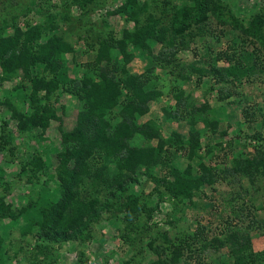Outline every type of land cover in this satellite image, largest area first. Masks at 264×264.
<instances>
[{
  "label": "trees",
  "instance_id": "1",
  "mask_svg": "<svg viewBox=\"0 0 264 264\" xmlns=\"http://www.w3.org/2000/svg\"><path fill=\"white\" fill-rule=\"evenodd\" d=\"M72 1L84 8L94 0ZM215 4L213 0H122L115 9L107 11V15L121 16L132 26L126 27L120 38L114 37L112 30L108 32L96 45L95 51L91 45L94 57L87 65L88 70L79 76L70 75L65 57L73 52V43L63 37L52 17L48 18L47 24L45 21L27 22L24 29L15 21L10 27L3 21L0 25V80H19L0 103L9 110L17 129L24 132L38 128L39 134L43 135L51 120H60L57 110L63 109L60 105L62 95H69L77 101V114L71 129L65 131L58 125L60 147L55 149L52 162L49 155L44 159L42 155L32 153L20 162L16 174L27 184L41 181L48 189L53 187L57 195L48 192L45 196V190L40 193L34 191L36 200L27 201L15 211L5 201L4 194H0V221L21 219L19 231L22 236L33 233L38 227L45 230L41 236L43 242L60 243L77 237L87 226V220L102 209L111 212L108 209L112 208L114 201L128 224L141 212L149 215L150 209L143 202L139 203V194L134 193L131 187L132 180L143 169L153 167L165 171L160 183L173 198L189 199V204H195L193 197L199 185L215 182L213 171L218 163L227 161V154L211 155L214 162L209 161L210 166L199 161L196 167L188 162L187 166L180 168L177 162L182 159L181 155L175 158V164L171 160L174 153L170 149V155L164 154L167 148L172 147L177 152L184 148V143L177 142L179 134L175 132L172 138H168L175 139L176 143H171L161 136L160 126L154 121L142 122L140 118L149 111V102L162 94L156 87L158 70L170 68V72L186 83L192 78L186 71L188 65L190 71L198 74L197 84L203 77L210 80V87L219 84L216 89L218 101L238 94V88L245 82L264 81V51L262 54L260 48H250L251 42L239 41L241 44H237L236 31L233 35L236 39L211 55L208 43L212 38L219 43L224 34H233L232 29L225 27L217 30L219 36L214 34L207 11H216ZM40 7L38 12H41ZM263 27L264 14L256 13L249 22V28L254 35L260 36ZM156 43L160 44L157 53L153 51ZM188 50L194 59L183 62L180 53ZM136 51L145 61L144 72L141 73L132 72L127 66ZM26 89L28 92L24 93ZM21 94L22 100L14 105L12 99L16 95L20 98ZM173 96L178 107L184 109L183 117L188 125L186 161L192 160L194 155L200 159L203 133L199 124L211 126L216 132L218 122L203 115L210 110L208 103L195 104L183 100L184 90L181 88ZM241 111L244 119L258 124L256 131L243 138L252 145L253 153L249 154L244 149L245 152L242 150L234 155L233 166L221 170L222 179L230 176L236 181L248 179L254 184L256 179H264V111L255 112L245 106H241ZM3 124L7 122L4 120ZM136 137L145 138L150 143L134 144L132 140ZM240 139L236 140L239 142ZM152 140L157 141L152 144ZM7 142L8 138L0 134V147L3 148ZM230 144L228 148L231 150ZM227 183L232 185L230 180ZM104 191L106 197L101 199ZM234 197L224 200L226 222L212 234L211 242L212 239L214 243L220 241L221 245H227L233 251L228 258L232 260L231 264H254L253 256L244 253L249 230L264 228V205L261 217L257 218L254 208H235L232 204ZM19 199L24 200V196L19 194ZM204 234L205 230L201 228L190 237L196 239L197 235L203 237ZM174 239L178 241L177 251H172L169 260L153 264H173L180 260L182 252L179 248L189 246L190 241L178 235ZM3 240L4 237H0V250ZM148 243L152 247L153 242ZM46 248L47 245L42 244L40 252ZM188 249V253H194L192 248ZM205 257V251L201 250L195 255V260L200 264ZM216 261V264H229L226 259ZM18 264H23V261Z\"/></svg>",
  "mask_w": 264,
  "mask_h": 264
},
{
  "label": "rangeland",
  "instance_id": "2",
  "mask_svg": "<svg viewBox=\"0 0 264 264\" xmlns=\"http://www.w3.org/2000/svg\"><path fill=\"white\" fill-rule=\"evenodd\" d=\"M213 1L216 2V11L208 10L207 12L214 34L219 36L217 30L219 28L222 30L224 27L229 28L228 30L232 29L233 34H224L225 36H221L219 43L212 38L208 43L211 55L226 48L227 43L235 38L233 35L236 32L239 38H237V44L251 42L250 48H260L263 54L264 27L262 34L256 36L251 32L249 22L256 13L264 14V0ZM121 2L122 0H94L86 7L80 8L72 0H0V25L5 21L10 27L15 21L17 26L24 29L28 23L45 21L47 24L48 18L52 17L63 37L73 43V52L67 53L65 57L70 68V75L79 76L88 70L87 65L94 57L91 45L95 51L96 45L107 36L108 32L112 30L113 36L120 38L121 32L126 27L132 26L129 22L126 23L121 16L107 15V11L115 9ZM39 5H41V12L37 11ZM159 48L160 44L156 43L153 51L157 53ZM193 56L191 50L180 53L183 62H190L194 59ZM127 66L130 71L141 73L144 72L145 61L136 51L135 57ZM169 69L156 71V87L162 94L149 102V111L140 118V121H154L160 126L161 136L166 139L172 138V134L177 132L180 137L177 142L184 143L185 148L188 125L183 117L185 111L180 109V106L178 107L174 93L181 88L184 90L183 100L192 101L195 104L208 103L210 110L204 112L203 115L218 122L217 131L213 132L211 126H203L200 122L199 128L203 133L200 138L203 146L200 159L194 155L192 160L186 161L188 146L178 152L172 147L167 148L164 154L168 156L172 151L174 153L171 155L172 162L181 155L182 159L177 163H180V168H184L188 162L196 167L199 161L210 166L211 162H214L211 155L222 156L226 153L227 161L218 163L213 171L215 182L211 184L205 182L199 185L193 197L195 202L193 205L192 202L189 204V199L173 198L162 186L160 179L165 176L164 170L161 171L158 167L143 169L132 180L131 190L139 194V203L143 202L145 207L150 209L149 215L148 212H141L136 219H132V222L127 224L122 218L124 213L118 210V204L112 200L113 206L108 209L111 212L102 209L98 215L91 216L87 220V226L77 237L60 243L43 242L41 236L45 230L38 229V227L33 233H26L22 236L19 231L21 219L10 222L0 221V237H4L0 250V264H18L22 261L23 264H153L160 260H169L172 251L178 246V241L174 239L177 235L189 238L190 244L179 248L182 252L181 258L173 264H184L185 262L186 264H198L195 255L201 250L205 251L206 257L200 264H216L214 261L219 259H226L229 264L232 263V260L228 258L233 251L227 245H221L220 241L214 243L212 239L211 242V236L218 232L226 222V210L223 209L224 200H232L231 196H235L232 203L235 208L237 206L254 208V215L260 218L261 208L264 205V179L258 178L254 184L248 179L236 181L230 176L222 179L221 170L226 166L228 168L233 166L234 155H238L242 150L244 152L246 150L249 154L253 153L252 145H248V141L243 138L256 131L258 124L243 118L241 106L255 112L264 111V81L259 79L257 82L255 80L245 82L239 85L238 94L218 101L216 89L219 84L210 87L211 82L206 77H203L202 82L197 84L198 74L190 71L188 65H186V71L188 70L192 78L186 83L183 79L177 78ZM18 80L19 78L0 80V101L9 94ZM27 92L28 89L24 90V93ZM187 94H189L188 98H186ZM22 97L23 94L20 98L16 95V98L12 99L13 104L16 105ZM60 105L63 106V109L57 110L60 120H51L44 134L41 135L38 128L19 131L9 110L0 103V134L8 138L4 147H0V194H4L5 201L9 202L15 211L18 206H22L27 201L36 200L34 191L40 193L45 190V196L48 192L57 195L53 187L48 189L41 181L34 185L27 184L28 182L20 179L16 174L19 171L20 162L28 159L32 153L40 154L44 159L49 155L52 162L55 149L60 147L58 125L65 131L71 129L75 124L77 114V101L69 95L61 96ZM168 113L171 116H168ZM4 120L7 122L6 125L3 124ZM238 137L242 138L239 142L236 140ZM168 140L176 143L175 139ZM156 141L152 140L151 143L155 144ZM132 143L140 145L150 143V141L136 137L133 138ZM228 144L231 145V150ZM227 180H230L232 185H229ZM19 194L24 196V200L19 199ZM103 197H106L105 191L100 196L101 199H104ZM245 220L243 225L247 223L248 218ZM201 228L205 230L203 237L201 235H197L196 239L190 237L194 231L201 230ZM263 231L264 228H255L248 232V243L244 254L250 253L254 264H264ZM218 236L222 237L220 234ZM37 239L41 242V246L42 244L47 245L43 253L40 252L41 246ZM35 240L37 243L34 242ZM151 241L153 242L152 247L148 243ZM189 247L194 253H188Z\"/></svg>",
  "mask_w": 264,
  "mask_h": 264
}]
</instances>
